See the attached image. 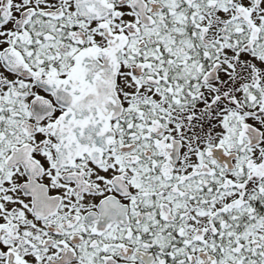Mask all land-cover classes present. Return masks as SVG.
Segmentation results:
<instances>
[{
  "label": "snow or ice",
  "instance_id": "6c2138e0",
  "mask_svg": "<svg viewBox=\"0 0 264 264\" xmlns=\"http://www.w3.org/2000/svg\"><path fill=\"white\" fill-rule=\"evenodd\" d=\"M0 264H264V0H0Z\"/></svg>",
  "mask_w": 264,
  "mask_h": 264
}]
</instances>
